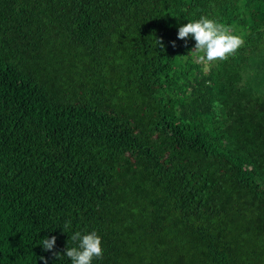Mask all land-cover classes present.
<instances>
[{
    "label": "trees",
    "instance_id": "obj_1",
    "mask_svg": "<svg viewBox=\"0 0 264 264\" xmlns=\"http://www.w3.org/2000/svg\"><path fill=\"white\" fill-rule=\"evenodd\" d=\"M201 16L243 40L209 71ZM92 230L93 264H264V0H0V264Z\"/></svg>",
    "mask_w": 264,
    "mask_h": 264
},
{
    "label": "clouds",
    "instance_id": "obj_2",
    "mask_svg": "<svg viewBox=\"0 0 264 264\" xmlns=\"http://www.w3.org/2000/svg\"><path fill=\"white\" fill-rule=\"evenodd\" d=\"M188 38L195 41L194 49L190 52L195 53L196 59L206 65L217 59H225L243 44L240 36L232 34L224 25L206 16L179 26L177 39L187 42ZM70 228L69 221L63 225L62 231L67 233ZM70 239L72 246L67 245L62 254L53 253L57 260L67 257L70 264H93L94 260L103 256L102 237L96 230L74 231ZM40 244L45 251H52L56 237H45ZM40 259L48 264L45 257Z\"/></svg>",
    "mask_w": 264,
    "mask_h": 264
},
{
    "label": "rangeland",
    "instance_id": "obj_3",
    "mask_svg": "<svg viewBox=\"0 0 264 264\" xmlns=\"http://www.w3.org/2000/svg\"><path fill=\"white\" fill-rule=\"evenodd\" d=\"M197 60H198V59H197ZM217 60H218V59H217ZM217 60L211 62L210 65H206V64H204L203 62H201V61H199V60H198V62H200V63H202V64L204 65V69H205V71H209V69L215 64V62H216Z\"/></svg>",
    "mask_w": 264,
    "mask_h": 264
}]
</instances>
